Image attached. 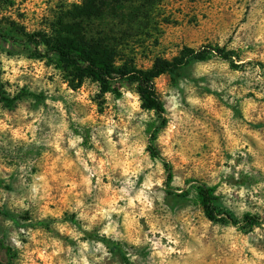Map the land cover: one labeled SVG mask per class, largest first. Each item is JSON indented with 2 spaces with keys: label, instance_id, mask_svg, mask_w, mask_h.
Segmentation results:
<instances>
[{
  "label": "rangeland",
  "instance_id": "1",
  "mask_svg": "<svg viewBox=\"0 0 264 264\" xmlns=\"http://www.w3.org/2000/svg\"><path fill=\"white\" fill-rule=\"evenodd\" d=\"M80 0H0V27L77 33ZM80 22L116 65L149 68L184 46L209 49L154 81L166 124L134 84L103 92L32 48L0 42V86L40 94L0 103V238L11 264H264V0H130ZM231 52L224 60L211 49ZM163 160L168 161L167 180ZM212 186L235 222L212 221ZM259 217L248 227L243 215Z\"/></svg>",
  "mask_w": 264,
  "mask_h": 264
},
{
  "label": "trees",
  "instance_id": "2",
  "mask_svg": "<svg viewBox=\"0 0 264 264\" xmlns=\"http://www.w3.org/2000/svg\"><path fill=\"white\" fill-rule=\"evenodd\" d=\"M130 7V0H80L75 6L74 17L77 21V33L71 35V22H62L61 32L53 36L43 31L26 32L16 27H0V42L10 45H21L32 48L33 55L52 61L61 68H71L78 72L80 78H88L99 84L103 92L112 90V85L134 84L140 100V106L147 110H153L160 120L150 131L147 150L152 157L161 158L153 142L158 130L166 124L164 117L165 108L159 99L154 81L160 75L166 74L171 81H175L183 70L193 61H202L209 58V49L205 46L194 48L184 46L176 55L167 59L156 57L151 66L146 69L116 65L113 60V51L103 37L89 34L83 30L81 21L97 23L99 20L107 19V16H119L130 18V11L122 15L125 7ZM224 60H230L231 52L222 48L211 49ZM23 97L40 99L41 95L32 91L21 89L18 93L9 96L0 86V103L6 107H12L17 100ZM167 180H171L172 170L168 161L163 160ZM212 186L200 184L196 187L197 201L204 215L212 221L235 222L228 213L218 208V198ZM0 209V213H1ZM243 221L248 227L256 225L259 217L250 214L243 215ZM10 247L0 238V264H11L7 255Z\"/></svg>",
  "mask_w": 264,
  "mask_h": 264
}]
</instances>
